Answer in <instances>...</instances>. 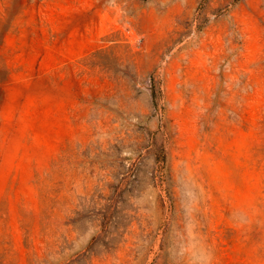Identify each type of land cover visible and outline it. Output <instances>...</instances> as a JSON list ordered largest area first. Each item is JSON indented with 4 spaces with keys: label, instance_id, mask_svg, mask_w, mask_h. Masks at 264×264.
Instances as JSON below:
<instances>
[{
    "label": "rangeland",
    "instance_id": "rangeland-1",
    "mask_svg": "<svg viewBox=\"0 0 264 264\" xmlns=\"http://www.w3.org/2000/svg\"><path fill=\"white\" fill-rule=\"evenodd\" d=\"M0 264H264V0H0Z\"/></svg>",
    "mask_w": 264,
    "mask_h": 264
}]
</instances>
